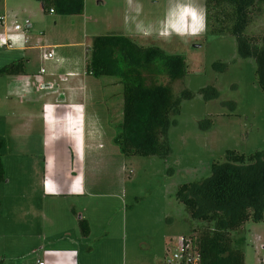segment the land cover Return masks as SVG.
<instances>
[{"label": "rangeland", "instance_id": "1", "mask_svg": "<svg viewBox=\"0 0 264 264\" xmlns=\"http://www.w3.org/2000/svg\"><path fill=\"white\" fill-rule=\"evenodd\" d=\"M102 1L86 0L87 28L80 39L89 58L94 36L108 34L186 56L188 74L172 87L176 96L184 89L194 95L182 100L169 129L172 152L167 158L125 156L115 142L123 122L124 86L110 75L92 77L97 95L93 109L101 115L102 134L84 170L88 194L77 202L69 197L42 202L34 172L41 164L42 142L38 137L17 141L14 121L0 109L6 178L0 185V264H36L38 259L45 264H77L64 252L69 247L67 232L72 237L81 232L79 225L71 226V220L78 223L71 203L91 227V235L75 246L79 264H161L176 238L197 235L201 229V222L192 219L177 198L178 189L208 177L212 164L223 162L227 150L250 155L264 149V92L256 62L239 55L235 36L206 30L204 0ZM175 2L191 3L203 17V29L193 31L191 17L179 16L173 24L165 21ZM252 17L250 33L259 37L264 32V8L255 9ZM96 19L98 24H93ZM207 87L218 94L210 90L212 96L206 99L200 89ZM232 237L245 254V264H264V218L249 220Z\"/></svg>", "mask_w": 264, "mask_h": 264}, {"label": "trees", "instance_id": "2", "mask_svg": "<svg viewBox=\"0 0 264 264\" xmlns=\"http://www.w3.org/2000/svg\"><path fill=\"white\" fill-rule=\"evenodd\" d=\"M39 1L44 10L53 9L63 16L82 15L85 10L84 0ZM204 5L206 30L236 37L239 55L255 60L264 92V32L258 37L249 30L252 13L263 10L264 0H204ZM87 71L117 77L124 86L123 122L115 137L121 152L127 157L170 156L169 129L176 123L174 117L180 113L182 100L194 95L184 89L176 96L172 87L188 74L186 56L168 53L159 46L140 45L121 34L100 35L93 38ZM23 72L22 60L0 68V76ZM210 90L215 88L200 92L210 99ZM4 146L0 139V185L6 180ZM211 169L208 177L183 184L177 198L190 217L201 222L200 232L192 237L202 253V264H245V254L235 246L232 232L249 220L264 218V149L250 155L227 150L225 160L213 163ZM79 226L83 237H88V220L81 218Z\"/></svg>", "mask_w": 264, "mask_h": 264}, {"label": "crops", "instance_id": "3", "mask_svg": "<svg viewBox=\"0 0 264 264\" xmlns=\"http://www.w3.org/2000/svg\"><path fill=\"white\" fill-rule=\"evenodd\" d=\"M84 1V13L71 16L44 10L39 0H2L0 4V37L9 41L5 45L0 38V68L12 62H24L23 73L0 76V109L14 121L17 141L28 142L38 137L42 142L41 164L35 159L39 165L34 171L39 176L36 192L42 202L60 197L77 202L88 194L84 170L89 151L94 150V143L102 134L98 129L101 115L93 109L97 95L91 86L95 75L87 71L88 50L80 39L81 31L87 28ZM98 3L104 2L98 0ZM50 14H57V18H51ZM178 18L175 2L165 21L173 24ZM18 24L19 30L15 29ZM93 24H98V19ZM50 51L55 55L46 59L45 54ZM71 205L78 223L72 220L70 223L76 227L84 215L75 203ZM70 234L68 231V242L65 240L68 251H63L79 264L80 252L75 246L79 248L81 238L87 237L81 232L77 237Z\"/></svg>", "mask_w": 264, "mask_h": 264}, {"label": "built area", "instance_id": "4", "mask_svg": "<svg viewBox=\"0 0 264 264\" xmlns=\"http://www.w3.org/2000/svg\"><path fill=\"white\" fill-rule=\"evenodd\" d=\"M54 12L53 9H50ZM5 19V17H2ZM15 29H21V25L15 26ZM3 39V44L7 45L9 41L5 37H0ZM55 55V52L50 51L45 54L46 59H51ZM161 264H202V253L195 243L192 236L180 235L176 238L174 246L168 250L166 257L160 262ZM36 264H45L41 259H38Z\"/></svg>", "mask_w": 264, "mask_h": 264}, {"label": "clouds", "instance_id": "5", "mask_svg": "<svg viewBox=\"0 0 264 264\" xmlns=\"http://www.w3.org/2000/svg\"><path fill=\"white\" fill-rule=\"evenodd\" d=\"M178 15L181 19L186 17H191V23L193 31L197 29H203V17L200 15L195 8L191 7L190 5H177Z\"/></svg>", "mask_w": 264, "mask_h": 264}]
</instances>
